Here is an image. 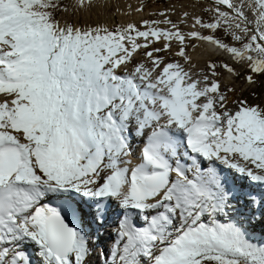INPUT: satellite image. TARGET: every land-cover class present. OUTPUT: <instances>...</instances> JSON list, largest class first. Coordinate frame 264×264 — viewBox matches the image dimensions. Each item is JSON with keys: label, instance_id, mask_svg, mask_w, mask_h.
<instances>
[{"label": "snow or ice", "instance_id": "1", "mask_svg": "<svg viewBox=\"0 0 264 264\" xmlns=\"http://www.w3.org/2000/svg\"><path fill=\"white\" fill-rule=\"evenodd\" d=\"M209 4L0 0V264H264V0Z\"/></svg>", "mask_w": 264, "mask_h": 264}, {"label": "rangeland", "instance_id": "2", "mask_svg": "<svg viewBox=\"0 0 264 264\" xmlns=\"http://www.w3.org/2000/svg\"><path fill=\"white\" fill-rule=\"evenodd\" d=\"M124 2L125 4L121 5L120 7L119 3ZM158 2V3H157ZM175 0H165L164 2L161 1H154V0H114V3H110V8L112 11L108 14L109 15V22L114 18L116 23H121L125 22L124 20L121 19V15H126L127 13H130V15H126L125 17H128L126 21L128 20H134V14L136 11L135 9L140 6H144V12L139 13V15H142L145 19H162L163 17H158V16H153L152 13H159V12H167L169 14L170 9H172L174 5ZM118 4V6H117ZM135 4V5H134ZM179 4L186 7V10H192L193 12L200 14V15H205L202 10H201V5L203 4L205 7L210 6L209 0H181L179 1ZM131 6V7H129ZM134 6H136L134 8ZM170 8V9H169ZM182 8V7H181ZM127 9V10H126ZM185 9V8H182ZM195 10V11H194ZM190 12V11H188ZM173 15L171 18L173 20H178L180 17L178 16L179 13L176 11H172ZM152 17V18H151ZM205 18H207L205 16ZM141 18L138 17L137 21H139ZM95 20V19H94ZM93 20V21H94ZM218 35H223V33H218ZM193 47H189L188 49V54H192ZM209 52L206 53L205 59H203L200 62L193 63L196 68L195 70L198 71L199 69L206 68V64L209 61L213 62H218L220 60H223L224 57L221 55L216 54V56H210ZM209 57V58H207ZM198 60V59H197ZM200 60V59H199ZM198 60V61H199ZM221 82H222V87L223 86H231L235 87L238 92L237 95H240L242 92V95L246 98H248L251 102H258L261 99H264V81L258 82L256 86H253L252 88H249L243 79H234L230 74L224 73L221 76ZM255 93L253 96L252 93ZM256 231V227H255ZM252 237V236H251ZM255 239L254 237H252Z\"/></svg>", "mask_w": 264, "mask_h": 264}, {"label": "bare ground", "instance_id": "3", "mask_svg": "<svg viewBox=\"0 0 264 264\" xmlns=\"http://www.w3.org/2000/svg\"><path fill=\"white\" fill-rule=\"evenodd\" d=\"M135 1V0H134ZM155 2L156 1H161V2H164L165 0H154ZM179 1H181V0H175V2H174V7L172 8V9H170V10H168L169 11V15L170 16H172L173 15V13H172V11H176L177 13H179V17H181V14L184 12V11H190V12H193L191 9L190 10H186V7L184 6V4H182V5H180L179 4ZM184 1V0H183ZM109 2L110 3H114V0H109ZM119 2H121V1H119ZM158 3V2H157ZM123 4H125L124 2H121V3H119V5H120V7H122L121 5H123ZM135 5V4H134ZM117 6H118V4H117ZM136 6H134V8H135ZM185 8V9H182V8ZM127 10V9H126ZM195 11V10H194ZM134 14V20L135 21H137V18L138 17H140V18H144L142 15H139V13L138 12H135V13H133ZM197 14V13H196ZM122 17H121V19L122 20H124V21H126V19H128V17H125L126 15H121ZM152 18V17H151ZM94 19H96V17L95 16H93L92 17V20H94ZM145 19V18H144ZM95 21V20H94ZM197 44H198V46L197 47H195V48H193V50H192V54H190L189 56L191 57V60H192V63H196V62H200V61H202L203 59H205V57H206V53L207 52H209V55L210 56H216V54H218V51H216V50H214L215 49V46L214 45H211V44H208L207 42H205V43H203V44H200L199 42H197ZM218 55H220V54H218ZM209 56V57H210ZM222 56V55H221ZM209 57H207V58H209ZM199 61H198V60ZM206 60V59H205ZM256 226H260L262 229H264V226H262V225H256ZM255 226V227H256ZM256 232H259V229L256 227V231H255V228L254 229H252L251 230V232H250V235L252 236L253 235V237L255 238V239H257V233ZM260 239H262V240H264V234L262 233V231L260 232ZM29 252H30V254L33 256V259H35V254L33 253V251L31 250V249H29Z\"/></svg>", "mask_w": 264, "mask_h": 264}]
</instances>
